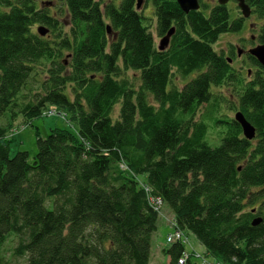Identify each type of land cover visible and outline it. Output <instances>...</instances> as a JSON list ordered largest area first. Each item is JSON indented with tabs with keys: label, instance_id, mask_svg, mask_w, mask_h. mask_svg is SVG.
I'll return each mask as SVG.
<instances>
[{
	"label": "trees",
	"instance_id": "1",
	"mask_svg": "<svg viewBox=\"0 0 264 264\" xmlns=\"http://www.w3.org/2000/svg\"><path fill=\"white\" fill-rule=\"evenodd\" d=\"M141 2L0 0V264L13 237L24 264H150L157 200L211 257L264 264V68L247 53L246 79L213 48L244 20L215 0L188 14ZM247 4L264 44V0ZM172 28L159 51L154 34ZM48 106L77 130L36 133L33 159L11 157L12 126ZM183 252L162 250L169 264Z\"/></svg>",
	"mask_w": 264,
	"mask_h": 264
},
{
	"label": "rangeland",
	"instance_id": "2",
	"mask_svg": "<svg viewBox=\"0 0 264 264\" xmlns=\"http://www.w3.org/2000/svg\"><path fill=\"white\" fill-rule=\"evenodd\" d=\"M39 1L41 2L43 0ZM204 1L212 2V0ZM228 6L232 10L233 16H237V14L239 16L240 11L235 2H228ZM141 12L147 19V22H151L152 20H154L153 5L151 2H148V4L143 7ZM243 20V28L239 33H226L220 35L218 41L213 45V48L217 52L223 51L224 56L231 60L230 63L232 64V66L236 70H240L241 75L244 78L251 79L253 77L255 68L247 59V50L259 44L257 42V36L259 34L261 20L254 16V14L252 15V13L249 18ZM154 38L156 45H158L159 39L155 34ZM237 49L241 51V56L239 57L237 56ZM128 75H131V72H128ZM224 93L228 94L226 91ZM118 109L119 104H117L114 108V116ZM3 123L4 118L0 120V125H3ZM55 128H65L71 131L77 130L75 122L71 121V115L57 107H46L43 111L42 117L33 119L31 121H27L20 116L18 121L12 126V129L7 134V139L10 141V156L12 157L17 152L23 151L29 154L30 160L33 159V157L37 153L36 133L44 138L50 133L52 129ZM216 132L217 130H213L212 132L210 130V134H214L213 137H215ZM137 180L140 186H145L144 177L139 176L137 177ZM159 213L160 216L158 218L157 231L153 236V240H155V244L158 246L155 253L156 258L154 257V261L152 262V264H169L166 258L161 257V252L164 248H168L170 246L167 244L166 239L168 238V234H171L176 229L173 225V215L169 208L163 205V203L159 208ZM180 234L183 235L181 239L186 243V245H183L185 254L189 255V257L192 259L190 260L192 263L224 264L218 259L211 257L192 234H185L184 232H181ZM16 242L17 239L15 237L10 238L3 246V253L10 264H24V258L12 257L11 248L16 245ZM180 243L183 244L182 242ZM160 248L163 249L160 250ZM190 261H187L186 263L188 264V262Z\"/></svg>",
	"mask_w": 264,
	"mask_h": 264
},
{
	"label": "water",
	"instance_id": "3",
	"mask_svg": "<svg viewBox=\"0 0 264 264\" xmlns=\"http://www.w3.org/2000/svg\"><path fill=\"white\" fill-rule=\"evenodd\" d=\"M201 0H176L179 8L185 13L188 14L190 11H197L200 8V2ZM229 1H234L237 3V6L242 14V17L249 18L251 15V10L249 5L246 3L248 0H217L219 5H226ZM142 2L141 0H138L137 3V9L140 8ZM107 32L110 33L109 28H107ZM38 33L40 35H45L46 30L39 28ZM174 33V29H170L168 33L160 39L158 50L163 51L165 50L168 45L171 36ZM253 58L257 60V62L264 68V44H259L248 52ZM241 53L238 52V55ZM231 60L229 59V63ZM235 120L241 125L242 131L244 134V137L248 140L253 139L255 130L254 128L244 119L243 115L241 113H237L235 115ZM258 222V220L255 221V224Z\"/></svg>",
	"mask_w": 264,
	"mask_h": 264
},
{
	"label": "built area",
	"instance_id": "4",
	"mask_svg": "<svg viewBox=\"0 0 264 264\" xmlns=\"http://www.w3.org/2000/svg\"><path fill=\"white\" fill-rule=\"evenodd\" d=\"M162 202L160 200H157V207L155 208L157 211H159V208L161 206ZM180 231L175 230L173 233H171L168 238L166 239L167 244H173V243H178V242H182L183 244H186L185 242H183V240L181 239L183 237V235L180 234ZM188 255L184 254L181 259L179 260L180 264H184L187 262Z\"/></svg>",
	"mask_w": 264,
	"mask_h": 264
},
{
	"label": "crops",
	"instance_id": "5",
	"mask_svg": "<svg viewBox=\"0 0 264 264\" xmlns=\"http://www.w3.org/2000/svg\"><path fill=\"white\" fill-rule=\"evenodd\" d=\"M157 246H158V245L155 244V240H152L150 264H152V262L154 261V257H155V253H156ZM162 249H163V248H160V250H162ZM161 254H162L161 257L166 258V260L169 262V258H168V256H166V255H165L164 253H162V252H161ZM155 258H156V257H155Z\"/></svg>",
	"mask_w": 264,
	"mask_h": 264
},
{
	"label": "flooded vegetation",
	"instance_id": "6",
	"mask_svg": "<svg viewBox=\"0 0 264 264\" xmlns=\"http://www.w3.org/2000/svg\"><path fill=\"white\" fill-rule=\"evenodd\" d=\"M238 56V55H237Z\"/></svg>",
	"mask_w": 264,
	"mask_h": 264
}]
</instances>
